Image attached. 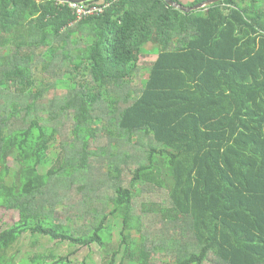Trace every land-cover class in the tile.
<instances>
[{"label":"trees","instance_id":"trees-1","mask_svg":"<svg viewBox=\"0 0 264 264\" xmlns=\"http://www.w3.org/2000/svg\"><path fill=\"white\" fill-rule=\"evenodd\" d=\"M60 1L0 0V206L20 213L0 233V264H71L15 262L7 252L25 234L106 249L111 218L121 221L123 262L264 264V0L189 13L165 0H91L82 4L105 11L83 19ZM146 54L157 59L141 67ZM40 66L62 69V79L46 81ZM137 75L147 78L132 90ZM56 88L66 97L45 103ZM61 116L73 122V152L44 173ZM105 120L115 152L96 154L89 141ZM136 147L147 160L126 186L121 166ZM98 155L114 160L111 210L108 200L92 206L94 193L100 201L91 163ZM75 184L83 192L77 217L93 216L77 235L56 218ZM152 189L168 190V205L135 213V199ZM149 216L177 236L166 246L173 259L156 263L159 247L140 240Z\"/></svg>","mask_w":264,"mask_h":264},{"label":"rangeland","instance_id":"rangeland-1","mask_svg":"<svg viewBox=\"0 0 264 264\" xmlns=\"http://www.w3.org/2000/svg\"><path fill=\"white\" fill-rule=\"evenodd\" d=\"M184 6H188L190 3L188 0H182ZM264 3V2H263ZM264 6V4H263ZM148 48V47H146ZM148 55L147 59L151 60L156 58L154 56ZM145 57V55H142ZM62 69H58L57 67H50L49 69H44L42 66L38 69V76L45 77L46 81L53 82L56 79H62ZM147 78L146 75L140 76L137 75L133 77L132 83L130 85V89L132 90H140L143 85V81ZM67 91L60 90L58 88L53 89L48 92L44 99L45 103L53 102L57 103L66 97ZM106 125V127L103 126ZM103 124L95 125V129L97 131V139H91L89 141V150L96 154L102 153L104 148L109 151L115 152L112 150L110 142L111 140L108 138L106 134V129L109 124L105 120ZM55 126L58 131V137L54 142V146L49 151V156L46 164L42 167V172H47L52 169L54 166L58 165L59 160H63L64 158H69L71 153L73 152V148L68 147L70 143L74 141L72 137V128L73 122L68 121L65 116H61L58 121L55 122ZM77 142L76 145L79 146ZM126 147H123V150ZM122 148L119 149V153H121ZM134 158L127 159V165L121 166L122 171V181L128 186L130 180L133 177V174L138 167V161L146 163L147 157L144 149L140 147H136L131 149ZM113 161L112 159H108V157L101 156H93L91 159L92 163V177L94 179V185L99 190L98 196L99 200H97V194L94 193L92 200L93 205L95 207H100L104 205V201L108 200L109 208H112L111 198L114 195L113 186L116 182H118L114 178H109L107 176V172L113 169ZM123 164V163H122ZM8 165L12 168L17 167V162L12 157L8 163ZM112 183V184H111ZM111 184V185H110ZM79 184L73 185V192L67 191L68 195L64 193L65 196L63 199L58 200L59 205L56 208V218H59L57 221H62L64 224L72 227L75 231V234H78V231H84L89 223L93 220V216L89 219H83L77 217V208L81 203V197L83 192L78 191ZM168 190H143L140 195L135 199L134 208L135 213L141 214L142 210L145 209V206L150 205L151 203H165L168 205ZM81 200V201H80ZM72 204V205H71ZM84 210V208H81ZM20 219V213L17 210H10L5 207L0 206V233L9 228L11 225L18 222ZM113 225V236L112 240L108 242L106 249H101L98 245L90 246V247H81V246H71L67 242H59L53 241L48 237L36 236L32 237L30 234H25L11 249L7 252V258L10 260H14L15 262L28 261L29 263L33 262L34 259H42L47 262H56L59 258H67L71 264H82L83 262H87V264H107L112 257L113 251H118L119 255L116 258V264H134L128 258L123 262L124 248H121V221L120 219H110L109 223ZM142 235L141 241L148 244V246L156 245L159 247L154 253V261L156 263H160L163 260H171L175 256L174 249L172 247L167 248V245L172 244L170 240H174L177 236L174 235L169 228L163 227V223L160 222L159 218L154 216L146 217L143 222L142 227ZM170 242V243H169ZM169 243V244H168ZM213 262L207 264H217L216 259L212 257Z\"/></svg>","mask_w":264,"mask_h":264},{"label":"water","instance_id":"water-1","mask_svg":"<svg viewBox=\"0 0 264 264\" xmlns=\"http://www.w3.org/2000/svg\"><path fill=\"white\" fill-rule=\"evenodd\" d=\"M64 1H67V2H70V3L82 4V3H86V2L91 1V0H64ZM165 1L171 7H174V8L180 9V10L186 12V13H189V12H192V11H199V10L205 9V8H207L209 6H212V5L216 4V3L224 1V0H208L206 2L200 3V4L192 6V7H185V6L179 5L177 2H174L172 0H165Z\"/></svg>","mask_w":264,"mask_h":264},{"label":"built area","instance_id":"built-area-1","mask_svg":"<svg viewBox=\"0 0 264 264\" xmlns=\"http://www.w3.org/2000/svg\"><path fill=\"white\" fill-rule=\"evenodd\" d=\"M61 3H65L66 1L61 0ZM69 3V6L75 11L76 15L79 19H83L92 15H99L105 11V8L99 6H86L85 4L78 3Z\"/></svg>","mask_w":264,"mask_h":264},{"label":"crops","instance_id":"crops-1","mask_svg":"<svg viewBox=\"0 0 264 264\" xmlns=\"http://www.w3.org/2000/svg\"><path fill=\"white\" fill-rule=\"evenodd\" d=\"M148 57V55H145V57L144 56H141V58H140V66L141 67H146V66H148L151 62H154L156 59H157V56H155L156 58H154V59H147V57ZM150 56H154V55H150Z\"/></svg>","mask_w":264,"mask_h":264}]
</instances>
